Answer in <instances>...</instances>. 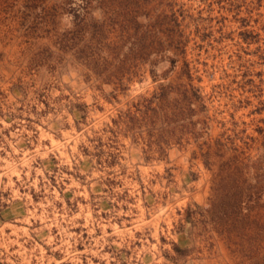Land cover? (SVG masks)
<instances>
[{"label": "rangeland", "instance_id": "rangeland-1", "mask_svg": "<svg viewBox=\"0 0 264 264\" xmlns=\"http://www.w3.org/2000/svg\"><path fill=\"white\" fill-rule=\"evenodd\" d=\"M10 192L0 264H264V0H0Z\"/></svg>", "mask_w": 264, "mask_h": 264}, {"label": "crops", "instance_id": "crops-1", "mask_svg": "<svg viewBox=\"0 0 264 264\" xmlns=\"http://www.w3.org/2000/svg\"><path fill=\"white\" fill-rule=\"evenodd\" d=\"M21 197L17 195L15 192H10L3 194L0 197V231L3 229L4 230V237L6 239L9 238L12 242L16 240L17 238V231L19 233H22L24 235H27L28 237H32L36 234V232H46L48 226L45 225H38L35 220H31L25 216V213H28V210L31 211L30 207H33L35 209L36 202L35 198L33 197V194H30V199L29 202L28 200V194L27 193H21ZM51 199L53 200L52 206L53 210L54 208L59 209V192H50L49 193ZM24 200V201H23ZM33 218V217H32ZM56 219V218H55ZM57 224L59 223L58 218L55 220ZM18 222H26L28 225L21 226L20 223ZM54 217L52 218V225L54 228ZM20 224V225H19ZM53 233V231H51ZM41 234V233H39ZM32 240H35L34 237L31 238ZM13 246V245H12Z\"/></svg>", "mask_w": 264, "mask_h": 264}, {"label": "trees", "instance_id": "trees-1", "mask_svg": "<svg viewBox=\"0 0 264 264\" xmlns=\"http://www.w3.org/2000/svg\"><path fill=\"white\" fill-rule=\"evenodd\" d=\"M82 19H85V15L83 14V17H82ZM170 62H171V65L173 66L175 63H176V60H174V59H171L170 60ZM161 95H163L164 96V93L162 92V94Z\"/></svg>", "mask_w": 264, "mask_h": 264}]
</instances>
